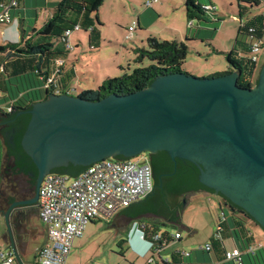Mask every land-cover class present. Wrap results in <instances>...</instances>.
<instances>
[{"label": "water", "instance_id": "95a60500", "mask_svg": "<svg viewBox=\"0 0 264 264\" xmlns=\"http://www.w3.org/2000/svg\"><path fill=\"white\" fill-rule=\"evenodd\" d=\"M239 77L237 71L209 78L170 74L126 96L112 94L92 102L61 94L35 103L27 112L31 120L22 147L38 171L36 195L14 203L4 214L10 237L6 245L17 264L24 262L11 233L12 208L36 204L44 177L55 174V168H89L119 156L166 152L174 161L194 163L202 185L264 230V65L251 89L240 87ZM0 140L8 166L12 159L6 157L1 132ZM17 180H1V190L27 178Z\"/></svg>", "mask_w": 264, "mask_h": 264}, {"label": "trees", "instance_id": "16d2710c", "mask_svg": "<svg viewBox=\"0 0 264 264\" xmlns=\"http://www.w3.org/2000/svg\"><path fill=\"white\" fill-rule=\"evenodd\" d=\"M7 3L8 0H0ZM27 1L35 7L39 6L40 0H17V6L14 10L15 15L21 20V38L17 43L8 42L0 43V126L3 128V135L8 132L12 137V142L6 139L7 153L13 159L15 168L19 173H32L34 182L38 176V171L32 159L24 151L22 147V139L31 120V115L27 112L32 109L33 105L40 101L47 100L51 95H56L52 90L46 88V81L53 75L56 76V82L61 90V94L71 95L72 90L68 89V84L75 78V73L64 72V65L59 70L56 67V61L63 59L66 62L70 51H66L65 45L61 42L63 34L67 30L75 32V27H79V31L89 33L90 39L96 42L92 49L98 47L101 40L100 31L95 27L93 15L96 16L98 24L99 8L105 0H61L53 9L52 16L40 28L31 33L26 29L28 18L22 16L29 12ZM245 3V7L239 4L241 17L249 14L255 7L261 5L264 0H239ZM185 11L189 20H199L206 23H212L220 19L216 18V12L206 11L198 0H184ZM21 7L24 8L21 11ZM245 11V12H244ZM6 26V25H0ZM239 34L245 35L246 42L237 40L235 48L226 54L229 64L227 72L216 74L212 77H219L233 71L240 73L239 86L251 89L258 83L257 68L259 63L253 62L250 57L242 56L241 51L249 54L250 39H264V14L255 15L241 22ZM37 36V39L35 37ZM54 38L60 43L57 46ZM147 48H137L136 62L143 63L144 60L150 62L149 66L138 67L131 74H124L122 77L107 78L97 90H83L79 93L81 97L87 101H99L109 95L116 94L126 96L140 90H144L161 76L170 74L186 73L184 66L188 56V44L184 41L177 40H161L151 36L148 38ZM62 44V45H61ZM62 46V47H60ZM241 51L238 52L237 47ZM217 52V51H216ZM220 53V52H218ZM189 74V73H186ZM73 96V95H72ZM11 107V112L7 109ZM4 126V127H3ZM162 171L169 174L166 190L172 191L179 195L188 193L207 192L214 194V191L205 187L200 183V170L192 162L176 159L173 161L166 152H159ZM3 155V144L0 140V169L1 159ZM115 159H125L119 156ZM175 162L178 168L175 169ZM87 167L69 164L66 167L55 168L52 173L69 175L76 177L86 170ZM171 174V175H170ZM162 196L163 192L152 191L142 200L132 204L124 209V212L131 218H138L146 215H158L155 200L157 196ZM223 199V206L231 211V218L223 212V216L219 218L218 223L221 226L220 236L213 237L210 240L211 250H203L208 254H214L213 257L207 258L205 264L213 262H221L222 264H237L233 261H225V241L232 239L237 249L241 251L243 256L247 257L249 264H264V247L254 248L255 238L251 234L248 225L250 222L257 223L241 208L232 204L228 199L219 195ZM181 205L174 212L172 221L177 224L180 220L179 212L183 209ZM217 223V224H218ZM259 226V225H257ZM144 234L147 240H152L153 235L157 234L159 228H150L144 226ZM167 233L163 237H167ZM170 241V238L168 239ZM121 240V243H125ZM255 249V250H253ZM181 257L178 253L175 255ZM242 256V257H243ZM173 264H183L174 262ZM242 264H246L242 258Z\"/></svg>", "mask_w": 264, "mask_h": 264}, {"label": "rangeland", "instance_id": "374dc122", "mask_svg": "<svg viewBox=\"0 0 264 264\" xmlns=\"http://www.w3.org/2000/svg\"><path fill=\"white\" fill-rule=\"evenodd\" d=\"M40 1H45L47 4L41 3L38 7L31 4L27 5L29 12L34 14V16L28 17L26 29L30 33L41 27L44 21L49 19L50 11H53L54 6L61 0ZM146 1L105 0L97 14L101 25L98 24L96 16L93 15L95 27H98L102 31L101 43L95 49L90 48L91 46L84 31L74 32L73 42L75 43V38L79 37L82 40V45L78 50L79 60L76 62L79 72L74 78L76 88L73 87L71 89V95L78 96L83 90H89L79 84L89 80L92 83L95 81L99 82V85L92 86V90H97L108 78L103 77L104 72H107L110 78H116L122 77L124 74H131L138 67L149 66L150 62L148 60H144L143 63L136 62L137 54L134 51L137 49L136 45L142 47L141 40H144L146 44L148 41L147 33H139L136 22L138 14L148 11L147 16L150 28H152L151 30H159L174 19V13L181 11L182 4L181 0H176V10H174L173 6H169L168 13H161L157 10L158 7L161 4L165 5L164 7L168 6V0H159L153 8H146ZM215 2L218 4L216 18L220 19V21L217 20L212 23L202 21L204 24H211L210 30L206 27L207 29L204 31V34L208 35L207 38H216L214 41L215 46L220 50H224L225 48H229V44H235L236 40L242 42L246 39L245 35L238 33V23L241 24V21L234 19V16L237 18L240 16L239 4L243 8L245 7V3L239 0H215ZM20 10L23 11L24 8L21 7ZM252 11L264 14V2ZM247 15L245 14V18ZM195 22L198 24L200 21L195 20ZM197 24L194 27L189 26L190 28L192 27L193 32L201 33V31H198ZM130 25H135L137 32L134 34V40H125V35ZM35 39H37V36ZM54 42L57 46L60 45L56 38H54ZM190 42L192 43L193 41H188V43ZM194 44L195 46L189 47L186 65L184 66V70L190 72V75L197 78H209L228 71L229 64L226 54L218 53L213 50V47L205 46V44L200 45V41H195ZM237 50L238 52L241 51L239 46ZM72 52L74 54V51ZM198 53L201 54V57ZM241 54L242 56H249L248 53L242 51ZM72 60L69 54L66 59L67 65L72 64ZM263 64L264 48L257 68L256 78L259 77ZM2 164H4L3 155L1 159ZM183 198L186 202L183 209L179 212V222L177 224L173 223L171 227H159V233L163 235L167 233L168 235L166 236L174 235L176 231H179L182 235V240L171 243L162 250V257L170 256L172 253L178 251L182 253L199 252L201 257L210 258L211 256L214 259L213 252L208 254L203 252V248L215 236L217 223L219 218L223 216V212L230 219L231 211L226 206L223 208L219 207L217 201L223 203V199L220 196L207 192H192L186 194ZM146 219L151 222L168 223L166 219L153 215H147ZM32 223L33 225L39 224L38 216L33 219ZM248 228L253 233L256 244L263 243L264 245L263 228L253 222L249 223ZM4 232L5 226L2 217H0V243L2 246H6L5 241L2 239ZM35 233H37V230H35ZM35 236L29 242L27 254L22 257L24 264H35L34 255H36L42 246L40 243L43 235L40 233L37 238ZM122 239L126 240L122 229L113 227L105 222L91 223L87 226L85 234L80 240L82 244L79 245V241L74 242V249L71 251L68 264H147L146 258H137L132 253V250L128 249L127 244L121 243V246L124 248L122 249L119 246ZM225 242L227 246H230L231 239H226ZM162 257L157 255L156 259L161 262Z\"/></svg>", "mask_w": 264, "mask_h": 264}, {"label": "built area", "instance_id": "2783aa9c", "mask_svg": "<svg viewBox=\"0 0 264 264\" xmlns=\"http://www.w3.org/2000/svg\"><path fill=\"white\" fill-rule=\"evenodd\" d=\"M159 0H147L145 6L153 7ZM17 6V0L0 1V25L13 23L10 10ZM204 9L217 12L212 5H205ZM135 25L129 26L125 40H132ZM79 27H75V32ZM72 30L63 34L61 42L67 51H74L72 43ZM249 43V57L255 63H260L264 48V39L254 40ZM65 61H56L58 70L63 67ZM2 67H0V70ZM46 88L56 95L61 90L56 82V76L48 78ZM9 107L7 112H11ZM154 189L152 170L141 156L129 159L108 158L96 162L76 177L68 175H46L39 189L38 219L46 231L47 240L35 256V264H67L68 258L74 247L76 239L83 236L87 226L95 221H109L120 210L126 209L132 204L142 200ZM1 217V214H0ZM221 226L217 224L215 237L220 236ZM142 239L149 244V251L144 256L147 264H153L155 256L160 255L169 245V238L163 234L153 235L152 240H147L142 230ZM174 239H180L181 234L172 235ZM262 245L257 247L261 248ZM210 251L211 245L204 246ZM255 250V249H253ZM185 256V253H180ZM243 254L237 248L226 250L225 261H233L242 264ZM165 263H170L166 260ZM0 264H17L12 250L0 243ZM212 264H222L213 262Z\"/></svg>", "mask_w": 264, "mask_h": 264}, {"label": "crops", "instance_id": "0c3cea01", "mask_svg": "<svg viewBox=\"0 0 264 264\" xmlns=\"http://www.w3.org/2000/svg\"><path fill=\"white\" fill-rule=\"evenodd\" d=\"M198 2L202 6L212 5L216 9V11L218 9V4L215 2V0H198ZM41 3L45 4V5L47 4L45 1L40 2V5H41ZM29 4H31V2L27 1L26 5H29ZM176 4H177L176 0H168V4H167L168 6L164 7L165 5L161 4L158 7L157 10L159 12H161V13H168V7L169 6L170 7L173 6L174 10L177 9L176 6H175ZM181 4H182L181 11L175 12L174 13V19H172L168 24L164 25V27L162 29H159V30H151L152 28H150L149 19H148V16H147L148 11L141 12L140 14H138V16L136 18V22H137V27L139 28V33L140 32L147 33L148 34L147 40H148L149 37L154 36V37H157V38H159L161 40L184 41V42H187L188 47L195 46L194 42L195 41H200V45L205 44V46L213 47L214 51L221 52V53H228V52L232 51L235 48V44H233V45L229 44L230 45V46L228 45L229 48H225L224 50H220L219 48H217L215 46V44H214V41H215L216 38H213V39L212 38H207L208 35L204 34V31L207 28H208V30H210L209 28H210L211 24L207 25V24L202 23V21H200L197 24L195 22V20H189L187 18L186 11H185L184 0H181ZM153 7H151V8H153ZM146 8H149V7H146ZM52 13H53V11L51 10L50 13H49L50 14L49 18L52 16ZM259 14H261V13H256V12L251 11L247 15L246 18H245V16L241 17V15H240L238 18L236 16H234V19H236V21H238V19H239L243 23L247 18L253 17L255 15H259ZM10 15H11V19H12L13 23H11L10 25H6V26H0L1 44H6L8 42L17 43V42L20 41V38H21V29H22L21 28L22 27L21 26V24H22L21 20H20L19 17L14 16L15 15V11H10ZM31 15L32 14L26 12V14L23 15L22 17L23 18L25 17V19H26V18L30 17ZM45 22L46 21H44V23ZM196 24L198 25V31H201V33L200 32L195 33V32L192 31V27H194ZM189 25L192 26V27L190 28ZM205 25H207V26H205ZM239 26H240V24L238 23V29H239ZM96 28L100 31V35H101V38H102V31L98 27H96ZM136 32H137V29L135 30L134 34ZM84 33L87 35V39H88V42H89L90 46L96 45L95 42H94V39H92V40L90 39L89 33L85 32V31H84ZM73 37H74V34L72 35V43L74 44V47H75L76 50L74 49V54H73V52L70 53V58L73 59L72 60L73 63L70 64V65H67V63L65 62L64 72L72 71V72L75 73V75H78V73H79L78 72V66H77L78 64L76 62H78V60H79L78 59L79 58L78 57V50H79V48L82 45V40L79 37H76L75 38V43H74L73 42V40H74ZM209 39H211V40H209ZM132 40H134V35H133ZM188 41H193V42L192 43L191 42L188 43ZM245 41H246V39L243 40L242 42H245ZM100 43H101V40L99 41L98 46L100 45ZM141 45H142V47H140V45H136V47L137 48H147L148 42L146 44L144 42V40H141ZM227 49H229V50H227ZM1 56H3V54H0V57ZM199 56L201 57V54H199ZM184 71L186 73L190 74V72H188L186 70H184ZM103 77H108L109 78V75L107 74V72H104ZM101 81H103V80H101ZM74 82L75 81L73 79L68 84V89L69 88L72 89L73 87L76 88L75 85H74L75 84ZM98 83H99L98 81H95L94 83H92L89 80V81H87L85 83L81 82L79 84L82 85L83 87H85L86 89L92 90L93 89L92 86L96 85ZM217 202H218L220 208L224 207L222 205V202H219V201H217ZM146 216H142V217H138V218H131L128 214H126L124 212V209H123V210H120L117 213H115V215L109 221H95V222H105V223H107L109 225H112L113 227H117L119 229H122L124 231V237H126V240L125 239H123V240L126 241L125 244L128 245V249L132 250V253L137 258H144V256L148 252L149 244L142 239V233L140 232V230H142L144 232L145 231V229H144L145 225H148L150 228H153V227L159 228L161 226L162 227H171L172 226V224H166V223H160V222H151L150 220L146 219ZM95 222H92V223H95ZM36 225H37V227H36L37 228L36 229L37 233H35L36 234L35 238H37L39 236V234L42 233L43 238L41 239L40 245H43V244H45V242L47 240L45 228L40 223V221H39V224H36ZM177 232L180 233L179 231H176L175 233H177ZM84 234H85V232H84ZM84 234H83V236H84ZM251 234L253 235L252 232H251ZM83 236L78 238V239H76L75 241H79L80 242V240L83 238ZM170 236H171V238H170L169 245L171 243H175L177 241L180 242L182 240V235H181L180 239H177V240L174 239L172 237V235H170ZM253 237H254V235H253ZM81 244L82 243L80 242L79 245H81ZM261 245L264 247L263 243L256 244V241H255V245L253 247L257 248V247H259ZM234 248H237V246H236L235 242L232 239H231L230 246H227V244L225 242V249L226 250H232ZM162 252L160 254L161 257H162ZM178 253L180 254L182 252H178L177 251V252L172 253L170 256L162 257L161 262L156 259V256H157L156 255L155 256V261H154L153 264H167V263H165L166 260H169L170 263H174V262L176 263V262H180L181 261L183 264H205L206 262H208L207 257H205V256L201 257L199 252L185 253L186 254L185 256H183V255H181V257H179V256L177 257L176 256V259H175V255L178 254ZM25 254H27V248L22 251L21 257H23ZM35 256L36 255H34V259H35ZM243 258H244L246 264H249L247 259H246V257L243 256ZM67 264H68V261H67ZM77 264H79V263H77Z\"/></svg>", "mask_w": 264, "mask_h": 264}, {"label": "flooded vegetation", "instance_id": "af4514ba", "mask_svg": "<svg viewBox=\"0 0 264 264\" xmlns=\"http://www.w3.org/2000/svg\"><path fill=\"white\" fill-rule=\"evenodd\" d=\"M2 131L3 128L2 126H0V132L3 135ZM3 136L6 139H9L10 142H12V137L10 136V133L6 132ZM158 153L159 152L154 154L145 153L141 155V157L145 161H147L152 170L154 178L153 190H162L163 192L162 196L158 195L156 197L155 206L158 215L153 216L162 217L168 221L167 224H173L174 222L172 221V217L174 216V212L181 205H185L186 200L183 198L185 195H179L177 193L165 189V186L168 182L167 176H169V174L163 173L160 161V154ZM6 157L12 159L8 155V153L6 154ZM177 165L178 163L175 162V169L178 168ZM20 176L27 178V180L24 183L18 182V184L16 186H13L9 191H2L0 183V214L5 226V232L2 236V239L5 241L6 244L10 243V237L7 233V228L4 221V214L14 203L24 202L35 197L37 178L34 182L32 173H29V175L19 173L18 169L15 168L13 159L12 164H8V166H4V164L1 165L0 181L7 179L17 180ZM213 195H215V193ZM38 212V202L32 205H16L12 208L10 215V228L16 247L21 255L22 251L28 247L29 242L35 236V230L37 229V225H33L32 221L38 216Z\"/></svg>", "mask_w": 264, "mask_h": 264}, {"label": "clouds", "instance_id": "9594fccd", "mask_svg": "<svg viewBox=\"0 0 264 264\" xmlns=\"http://www.w3.org/2000/svg\"><path fill=\"white\" fill-rule=\"evenodd\" d=\"M148 251H149V249H148ZM148 253V252H147Z\"/></svg>", "mask_w": 264, "mask_h": 264}]
</instances>
